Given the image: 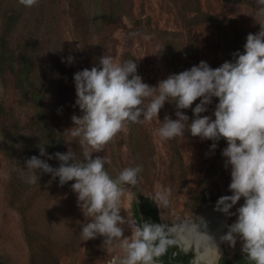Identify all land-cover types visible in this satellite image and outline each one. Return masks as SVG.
Returning <instances> with one entry per match:
<instances>
[{
    "label": "rangeland",
    "instance_id": "1",
    "mask_svg": "<svg viewBox=\"0 0 264 264\" xmlns=\"http://www.w3.org/2000/svg\"><path fill=\"white\" fill-rule=\"evenodd\" d=\"M181 7L186 9V22L181 18ZM11 14L18 18L8 49L18 51L25 45L34 53L47 117L62 133L61 152L69 151L77 162L83 161L84 149L79 138L65 132L73 127L71 117L81 115L74 106L76 72L98 66L103 55L123 63L124 53L129 52L143 82L155 87L170 73L164 32L181 33L171 41L189 69L201 61L215 69L231 61L235 52L242 53L247 35L258 33V24L264 22V17L257 16L256 0H38L31 8L18 0H0V36ZM68 57L74 58L71 64ZM217 103L213 98L201 115L214 119ZM183 111L190 123L192 110ZM166 115L176 119L173 104L164 105L159 120L134 123L132 128L128 124L102 152H93V158L104 157L105 170L113 179L126 168L142 169L134 187L122 185L120 215L125 220L137 223L133 204L142 194L154 199L164 224L186 221L193 227L205 203H216L232 194L228 190L230 168L225 169L221 155L227 144L221 139L212 152V141H201L187 132L183 137L161 140L154 133ZM17 135L30 143L35 135L40 137L31 103L18 94L9 65L0 63V264L116 263L124 255L118 247L103 245L102 237L83 241L80 230L91 217L85 218L77 207L71 190L74 181L61 187L58 178L38 172L40 178L37 175L35 183L29 182L33 173L25 169L24 161L39 157L38 147H44V141L41 137L34 141L37 149L35 143L30 154L15 141ZM11 138L14 174L7 160V139ZM47 162L53 168L59 166L56 159ZM158 192L169 194L167 206L156 200ZM243 202L241 199L231 211ZM226 219L230 225L236 217ZM123 227L124 236H130V227ZM225 246L229 253L241 252L239 240L235 248Z\"/></svg>",
    "mask_w": 264,
    "mask_h": 264
},
{
    "label": "clouds",
    "instance_id": "2",
    "mask_svg": "<svg viewBox=\"0 0 264 264\" xmlns=\"http://www.w3.org/2000/svg\"><path fill=\"white\" fill-rule=\"evenodd\" d=\"M18 2L31 8L38 0ZM256 4L257 16L264 17V0H256ZM258 25L259 32L247 35L243 52H235L231 61L215 69L201 61L169 75L155 87L137 74V62L119 63L105 55L99 58L98 66L74 74V106L81 115L71 117L73 127L65 132L79 138L83 161L77 162L69 151L48 155L47 147H38L39 157L26 158L24 167L33 173L30 183L36 182L38 172L50 174L53 180L58 178L61 187L74 181L71 190L76 194L77 207L85 218L91 217L80 230L83 241L102 237L103 245L118 247L124 255L116 264H155V258L170 242L159 224H139L120 215L122 185L134 187L142 169L126 168L113 179L105 170L104 157L93 158V152H102L129 123L158 119L166 103L174 105L176 119L164 117L154 133L159 139L171 140L187 132L201 141H212V152L221 139L226 141L221 155L225 169L230 168L228 190L232 194L220 197L215 210L236 219L225 225L221 242L235 248L239 240L241 253L250 264H264V22ZM73 59L68 57L67 63ZM213 98L218 100L214 119L201 115L208 111ZM197 100L200 102L192 108ZM187 109L193 112L190 123L183 111ZM52 159L59 161L58 167L47 162ZM168 195L158 192L156 200L167 206ZM241 199L243 204L232 212ZM125 224L131 233L127 237Z\"/></svg>",
    "mask_w": 264,
    "mask_h": 264
},
{
    "label": "trees",
    "instance_id": "3",
    "mask_svg": "<svg viewBox=\"0 0 264 264\" xmlns=\"http://www.w3.org/2000/svg\"><path fill=\"white\" fill-rule=\"evenodd\" d=\"M227 2L237 3L238 0H225ZM180 11L181 18L183 21H188L186 15L185 7H181ZM18 15L11 14L6 17V27L0 36V63L9 65V69L14 76L16 90L18 94L25 100L31 103L32 108L34 109L36 126L39 132L40 137L34 136L33 141L30 143V140L21 139L18 135L15 138V141L20 142L21 145L27 148V151L32 154L34 152V141L42 140L44 141V147H47L46 150L50 155L54 153L61 152V143H62V133L55 126L51 120L47 117L46 108H45V92L43 86L40 82V79L37 75V66L36 58L34 53L28 49L25 45L21 47L18 51H10L8 49V41L10 39L13 28L17 23ZM165 34V47L164 53L167 64L169 66V75L178 74L184 70H188L187 63L184 61L183 57L179 54L178 46L171 41L173 36L180 37L181 33L174 31H166ZM126 61H134L136 59L133 54L125 52L123 55V63ZM138 74V68H137ZM134 123H129V127L132 128ZM14 138V137H13ZM13 138L7 139V160L9 165L15 173L14 166V157H13V147L14 142ZM40 138V139H39ZM13 142V144H12ZM37 149V143H36ZM139 201L136 199L133 204V213L135 215L136 221L139 224H142L144 221L149 223H155L158 221L163 224L159 218L158 210L156 203L153 198L148 195L138 194ZM25 234L28 236V231L25 228ZM242 256V257H241ZM248 263L249 261L243 256L240 255L236 264Z\"/></svg>",
    "mask_w": 264,
    "mask_h": 264
},
{
    "label": "bare ground",
    "instance_id": "4",
    "mask_svg": "<svg viewBox=\"0 0 264 264\" xmlns=\"http://www.w3.org/2000/svg\"><path fill=\"white\" fill-rule=\"evenodd\" d=\"M215 205L208 204L203 208L199 218V224L192 227L190 234L186 225L172 229L177 240L185 246L193 243L198 251V263L208 264L210 255L215 249L216 241L220 233V227L225 222L226 216L215 210ZM110 264H116L112 262Z\"/></svg>",
    "mask_w": 264,
    "mask_h": 264
},
{
    "label": "flooded vegetation",
    "instance_id": "5",
    "mask_svg": "<svg viewBox=\"0 0 264 264\" xmlns=\"http://www.w3.org/2000/svg\"><path fill=\"white\" fill-rule=\"evenodd\" d=\"M139 199L140 198L138 196L137 200L139 201ZM226 220L222 227V231H220L218 235L215 249L212 251V255H210L211 257L208 264H236L239 256L242 255L241 252L229 253L226 250L225 243L221 242V237L226 233ZM156 224H159L163 231L164 238L170 243L166 245L165 252L159 257L155 258V264H203L198 263L197 255L192 246L188 249H184L177 243V241L175 240V234L171 232L167 227L172 225H166L164 223L161 224L158 221H156ZM242 264H250V262Z\"/></svg>",
    "mask_w": 264,
    "mask_h": 264
},
{
    "label": "water",
    "instance_id": "6",
    "mask_svg": "<svg viewBox=\"0 0 264 264\" xmlns=\"http://www.w3.org/2000/svg\"><path fill=\"white\" fill-rule=\"evenodd\" d=\"M208 204L215 205L216 203H214V202H207V203H205V204L202 206L201 211H200V215H199L198 220H197V223H196L195 225H198V224H199V218H200V216H201V214H202V212H203V208H204L206 205H208ZM226 218H227V217H226ZM184 225L187 226V228L189 229L190 234H192V232H191L192 227H191L190 224H189L188 222H186V221H185V222H181L180 224H174V225H172V226H167V227H168V229H169L171 232H173L172 229H173L174 227H180V226H184ZM223 225H224V223L221 225V227H220V231H222V227H223ZM175 240H176L177 243H178L179 245H181L184 249H188V248H190V247L192 246V247L194 248V251H195L196 255H197L198 251H197V249H196V247H195V245H194L193 243H190V244H188V245L185 246L183 243H180V242L177 240L176 237H175Z\"/></svg>",
    "mask_w": 264,
    "mask_h": 264
}]
</instances>
